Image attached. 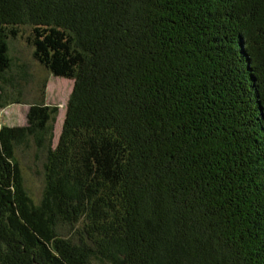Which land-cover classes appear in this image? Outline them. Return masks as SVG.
I'll use <instances>...</instances> for the list:
<instances>
[{
    "label": "trees",
    "instance_id": "1",
    "mask_svg": "<svg viewBox=\"0 0 264 264\" xmlns=\"http://www.w3.org/2000/svg\"><path fill=\"white\" fill-rule=\"evenodd\" d=\"M16 39L72 89L0 127V264H264V0H0L1 93Z\"/></svg>",
    "mask_w": 264,
    "mask_h": 264
},
{
    "label": "rangeland",
    "instance_id": "2",
    "mask_svg": "<svg viewBox=\"0 0 264 264\" xmlns=\"http://www.w3.org/2000/svg\"><path fill=\"white\" fill-rule=\"evenodd\" d=\"M8 48V55L13 61L11 76L14 78V84L4 87V93L0 92V127L24 126L29 107L33 104L56 106L58 114L53 130L55 146L71 93L72 81L54 77L44 70L32 59L31 48L23 41L9 40ZM14 96L20 98L18 103L9 102ZM44 155V152L37 151L31 145L16 149L25 190L34 202H38L43 190Z\"/></svg>",
    "mask_w": 264,
    "mask_h": 264
}]
</instances>
